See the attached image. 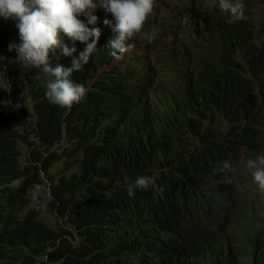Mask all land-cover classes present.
<instances>
[{
    "label": "trees",
    "instance_id": "1",
    "mask_svg": "<svg viewBox=\"0 0 264 264\" xmlns=\"http://www.w3.org/2000/svg\"><path fill=\"white\" fill-rule=\"evenodd\" d=\"M244 12L235 37L221 46L246 61L228 79L210 71L209 86L199 90L204 109L211 87L214 100H232L220 140L213 127L204 131L195 93L181 90L180 72L192 56L187 45L170 42L133 91L122 61L98 53L107 49L98 38L72 73L86 95L68 108L49 102L44 73L14 59L7 45L19 42L17 29L3 20L0 264H264V222L243 206L229 218L222 202L241 150H264V19ZM146 21L154 25L151 14ZM75 46L72 56L85 44ZM72 56L57 50L52 63L68 66ZM145 56L132 57L137 73L148 66ZM206 119L217 122L212 113ZM24 154L29 163L22 166ZM137 175L154 183L130 197L127 185ZM49 210L56 227L44 219Z\"/></svg>",
    "mask_w": 264,
    "mask_h": 264
},
{
    "label": "clouds",
    "instance_id": "2",
    "mask_svg": "<svg viewBox=\"0 0 264 264\" xmlns=\"http://www.w3.org/2000/svg\"><path fill=\"white\" fill-rule=\"evenodd\" d=\"M197 1L204 0H0V24L3 20L14 21L19 42H10L8 50H15L16 61L37 68L48 77L44 94L50 103L70 108L87 92L85 85L72 79V73L88 62L97 49L98 38L107 47L98 48V53L106 52L109 59L122 61L121 73L133 91L140 88V77L130 55L132 51L139 47L153 54L157 61L168 49L167 45L173 42L171 36L192 51V70L205 88L209 86L210 71L224 79L230 78L236 66L246 60L232 52L224 53L225 48L221 45L237 34L245 18L243 3L249 11L248 18L262 22V16L257 17L255 11L264 6V0H215L219 13L217 21L211 16L205 21L193 16L192 7ZM153 9H162V18L157 25L146 21ZM63 37L70 38L72 43L69 45ZM76 41L84 43L85 47L72 56ZM57 50L63 56H72L70 65L52 63ZM237 60L238 64L235 63ZM186 80L187 70L184 69L179 81L185 94ZM211 90V104L206 109L202 101L197 105L204 111V131L213 127L220 140L221 133L229 127L222 115L232 100L220 96L214 100L212 87ZM157 101V98L151 100L150 107ZM209 113L217 118L213 125L206 119ZM241 152V160L234 168L222 198L223 210L230 218L235 207L243 206L250 210L254 220L264 222V150L259 151V147L253 146ZM223 167L230 165L225 162ZM153 183L151 175H137L127 185V194L132 197L134 189L147 188ZM238 188V194L231 198ZM43 216L46 217L45 213Z\"/></svg>",
    "mask_w": 264,
    "mask_h": 264
},
{
    "label": "bare ground",
    "instance_id": "3",
    "mask_svg": "<svg viewBox=\"0 0 264 264\" xmlns=\"http://www.w3.org/2000/svg\"><path fill=\"white\" fill-rule=\"evenodd\" d=\"M211 1L209 0V2H207L206 0L204 1H197L194 6L192 7V14L193 16H198L201 19H203L204 21L208 18V16H211V19L213 21H217L219 19V13L217 11V6L215 5V8H211L210 4ZM263 7V5H262ZM261 7V8H262ZM243 9L246 10V4L243 3ZM152 19H153V24L157 25L159 24V22L161 21L162 15L160 14V11L158 9H153L152 10ZM262 18L264 19V16H262ZM180 44H184V43H180ZM146 51L142 50L139 47H136L135 50L132 51L131 58L134 56H139V57H144L145 56ZM144 61H146V64L148 65L147 67H145L142 70L138 71V75L140 77V81L144 80L147 78V76L149 75L150 72L154 71L155 68V64H157V61H155L153 56H145ZM187 70V80H186V88H187V93L186 95L191 96L192 94L195 93V98L194 100L196 101V103H198L199 101L202 100V95L199 92L200 88H205L201 82H198L197 79H199L197 76H195V73L192 70V65H191V61H188V63H186V68ZM152 85L148 84L145 85V87L147 89H150ZM262 149L259 148V151H261ZM25 155V164H22V166L28 164V160ZM22 156L20 157L21 160ZM42 175L45 177V172L42 171ZM46 178V177H45ZM46 180L48 181V179L46 178ZM49 182V181H48ZM50 182L48 184V188H49ZM239 192V188L237 190H235L232 194H231V198H233L234 196H236ZM233 226H236V224L233 221Z\"/></svg>",
    "mask_w": 264,
    "mask_h": 264
},
{
    "label": "rangeland",
    "instance_id": "4",
    "mask_svg": "<svg viewBox=\"0 0 264 264\" xmlns=\"http://www.w3.org/2000/svg\"><path fill=\"white\" fill-rule=\"evenodd\" d=\"M207 2H209V0H206ZM211 1V3H209L210 4V7L211 8H215V0H210ZM159 11H161L162 9H158ZM255 15L257 16V17H261V16H264V6L262 7V8H260V9H257L256 11H255ZM171 39L175 42V46H179L180 45V43H179V41H177L176 39H175V36H171ZM6 81V78H5V76H4V72H0V84H5L4 82ZM21 161H22V164H25V155H23L22 156V158H21ZM48 213H46L45 212V215H46V217H44V219L46 220V221H49V223L51 224V225H53V227H56L57 226V224H55L54 223V221H55V218H54V216L55 215H53V214H51L50 213V210L49 211H47Z\"/></svg>",
    "mask_w": 264,
    "mask_h": 264
}]
</instances>
